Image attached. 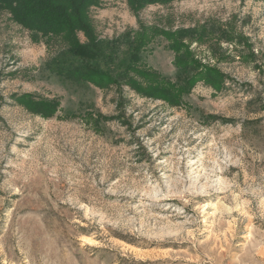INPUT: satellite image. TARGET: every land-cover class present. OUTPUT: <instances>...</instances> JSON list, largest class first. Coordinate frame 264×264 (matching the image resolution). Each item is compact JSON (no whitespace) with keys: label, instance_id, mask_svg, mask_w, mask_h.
Wrapping results in <instances>:
<instances>
[{"label":"rangeland","instance_id":"rangeland-1","mask_svg":"<svg viewBox=\"0 0 264 264\" xmlns=\"http://www.w3.org/2000/svg\"><path fill=\"white\" fill-rule=\"evenodd\" d=\"M89 15L119 63L140 25L195 30L186 43L222 83L177 105L120 99L57 75L63 43L1 10L0 264H264V0H100ZM168 45L142 58L175 81Z\"/></svg>","mask_w":264,"mask_h":264},{"label":"trees","instance_id":"trees-1","mask_svg":"<svg viewBox=\"0 0 264 264\" xmlns=\"http://www.w3.org/2000/svg\"><path fill=\"white\" fill-rule=\"evenodd\" d=\"M172 1L128 0L135 12L151 3ZM99 3L100 0H0V11L8 10L22 26L63 43V50L49 61L51 70L57 75L99 88L113 86L121 91L120 99L123 98L122 88L128 86L145 97L177 105L199 81L217 89L220 87L221 74L197 60L186 43L194 36L192 29L166 31L140 25L128 35L127 58L119 63L117 40L101 39L89 15L90 8ZM80 33L85 40L80 38ZM157 36L164 37L174 52V63L179 71L175 81L143 62V51ZM26 98L41 114L47 115L56 108L54 102H31L29 97Z\"/></svg>","mask_w":264,"mask_h":264}]
</instances>
